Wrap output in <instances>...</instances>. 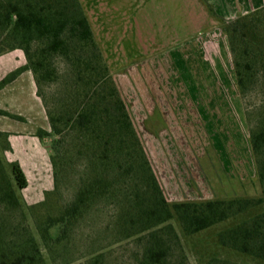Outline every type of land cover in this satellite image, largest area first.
Segmentation results:
<instances>
[{
    "label": "rangeland",
    "instance_id": "rangeland-1",
    "mask_svg": "<svg viewBox=\"0 0 264 264\" xmlns=\"http://www.w3.org/2000/svg\"><path fill=\"white\" fill-rule=\"evenodd\" d=\"M81 1L167 201L261 197L250 134L262 112V88L257 83L246 96L239 94L223 28L264 5L247 0ZM55 90L44 91L51 96ZM49 137L43 144L50 155ZM10 159L0 146L12 181ZM78 164L66 166L53 193L50 168L29 173L28 189L17 191L20 209L0 207L3 237L20 242L33 236L46 264H91L96 256L101 264H137L145 240L122 238L117 207L109 202L75 223L52 259L44 249L35 218L57 216L71 202L79 184ZM43 190L48 192L41 196ZM28 198L42 200L29 203ZM45 199L46 206L34 214L28 210ZM262 212L264 205L192 236L172 222L179 242L170 264H264L218 242L220 233ZM50 233L56 237L58 228Z\"/></svg>",
    "mask_w": 264,
    "mask_h": 264
},
{
    "label": "trees",
    "instance_id": "trees-1",
    "mask_svg": "<svg viewBox=\"0 0 264 264\" xmlns=\"http://www.w3.org/2000/svg\"><path fill=\"white\" fill-rule=\"evenodd\" d=\"M212 12V11H211ZM233 60L236 87L246 96L257 83L263 93L262 112L250 134L262 196L169 203L120 96L108 64L79 0H0V54L22 48L42 100L53 137L51 166L55 192L67 165L79 163L78 189L57 216L35 218L48 254L62 246L75 223L101 202L115 203L116 225L122 238L142 236L145 246L137 264H170L179 236H192L264 205V9L229 22L223 28ZM58 62L62 64L59 68ZM22 68L0 81L12 82ZM55 87L51 96L45 88ZM0 115L21 118L0 111ZM8 135L0 146L10 150ZM12 181L0 160V207L20 209L17 191L27 179L16 162ZM51 193V194H52ZM49 193H47L48 195ZM46 199L35 208L46 206ZM0 222V264H46L33 236L20 242L3 237ZM58 228V235L50 233ZM221 246L264 261V212L218 235ZM91 264H101L100 257Z\"/></svg>",
    "mask_w": 264,
    "mask_h": 264
},
{
    "label": "crops",
    "instance_id": "crops-1",
    "mask_svg": "<svg viewBox=\"0 0 264 264\" xmlns=\"http://www.w3.org/2000/svg\"><path fill=\"white\" fill-rule=\"evenodd\" d=\"M79 1L98 43L84 4L81 0ZM247 2L255 4V7L264 5V0H247ZM20 68L23 71L19 76L0 89V111L21 119L17 120L0 115V132L8 135L7 141L10 150L6 151V154L10 156L11 162L19 164L27 179V187L25 189H28L29 173L40 172L47 168H50L52 172L51 154H47L43 144L46 138L40 139L37 137L39 130L50 133L51 128L43 102L37 95L35 79L27 66L24 50L18 48L0 54V81ZM44 192L48 191L43 190L41 196ZM41 200V198L38 200H30L28 198L27 201L29 203H37Z\"/></svg>",
    "mask_w": 264,
    "mask_h": 264
}]
</instances>
